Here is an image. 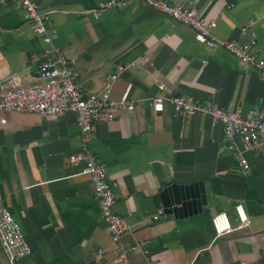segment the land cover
Returning <instances> with one entry per match:
<instances>
[{
	"label": "crops",
	"instance_id": "crops-1",
	"mask_svg": "<svg viewBox=\"0 0 264 264\" xmlns=\"http://www.w3.org/2000/svg\"><path fill=\"white\" fill-rule=\"evenodd\" d=\"M33 1L48 12L53 43L74 67L78 89L99 92L106 76L118 74L109 96L119 100L128 89L135 102L134 110L118 108L112 121L97 123L87 147L106 168L113 210L129 225L120 244L130 263L264 264V146L245 150L236 139L231 148L222 124L200 114L176 117L168 101L161 112L151 107L154 97L173 92L264 119V72L202 46L191 28L136 0L94 15L104 0ZM194 1L215 20L214 35L233 39L246 27L264 59V0ZM46 47L22 3L0 0V85L11 73L25 86L37 83L29 57ZM81 144L74 113L0 110V205L30 246L17 264H104L117 256L84 161L66 160ZM190 184L203 196L201 209L153 218L164 189ZM221 211L233 230L216 236L211 218ZM0 264H8L1 243Z\"/></svg>",
	"mask_w": 264,
	"mask_h": 264
},
{
	"label": "built area",
	"instance_id": "built-area-1",
	"mask_svg": "<svg viewBox=\"0 0 264 264\" xmlns=\"http://www.w3.org/2000/svg\"><path fill=\"white\" fill-rule=\"evenodd\" d=\"M16 1L22 3L30 21L31 30L41 37L47 47L44 52L32 54L29 57L30 63L35 66L37 83L25 86L15 73L5 78L4 84L0 85V110L40 115L67 112L75 114L80 130L82 151L70 154L66 160L70 164L84 161L82 173L86 174L91 181L94 194L104 211L111 241L117 245V256L110 261L106 260L104 264H131L120 244V238L129 229V225L125 217L113 210L115 196L107 178L106 168L87 147L97 123L112 121L118 108L134 110L135 102L128 98V89L119 100H113L109 96L111 85L118 74L106 76L104 87L99 92L84 93L78 89L74 67L62 49L53 43L55 30L48 12L41 10L33 0ZM129 1L132 0H104L97 10L90 12L94 15L100 10L113 8ZM136 1L168 16L178 24L191 28L194 32V40L202 46L209 49L223 48L235 56L240 63L264 72V59L259 58L256 53V40L246 37V27L240 28L236 38L224 39L212 33V29L216 26L215 20L202 16L194 0L180 4L170 3L167 0ZM122 69L120 67V70ZM158 87L164 89L163 84ZM165 101L171 104L176 117L187 119L200 114L208 117L212 123L222 124L224 135L231 142V148H234L236 139L240 141L245 150L264 146V119L261 114H250L239 108L231 110L216 105L202 104L190 100L186 95L173 92L154 97L151 102L153 112L163 111ZM240 165L247 166V162L241 159ZM235 211L242 226L245 225L247 218L243 206L236 204ZM164 213V208L160 206L153 214V218L157 219ZM211 223L216 236L230 233L233 230L224 211L216 213L211 218ZM0 243L8 256V264H17L19 259L30 253V246L19 223L10 211L1 205ZM102 256L103 252L99 250L97 257L102 258Z\"/></svg>",
	"mask_w": 264,
	"mask_h": 264
},
{
	"label": "water",
	"instance_id": "water-1",
	"mask_svg": "<svg viewBox=\"0 0 264 264\" xmlns=\"http://www.w3.org/2000/svg\"><path fill=\"white\" fill-rule=\"evenodd\" d=\"M171 194V195H170ZM171 196V197H169ZM202 194L197 184L184 185L164 189L162 192V205L165 213L183 215L201 209Z\"/></svg>",
	"mask_w": 264,
	"mask_h": 264
}]
</instances>
